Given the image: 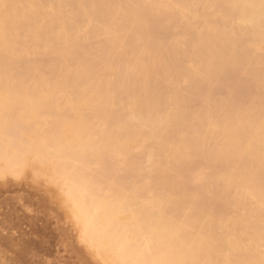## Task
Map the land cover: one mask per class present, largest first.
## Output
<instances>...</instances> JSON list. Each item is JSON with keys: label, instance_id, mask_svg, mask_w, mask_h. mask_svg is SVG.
Wrapping results in <instances>:
<instances>
[{"label": "bare ground", "instance_id": "bare-ground-1", "mask_svg": "<svg viewBox=\"0 0 264 264\" xmlns=\"http://www.w3.org/2000/svg\"><path fill=\"white\" fill-rule=\"evenodd\" d=\"M26 170L105 264H264V0H0Z\"/></svg>", "mask_w": 264, "mask_h": 264}, {"label": "rangeland", "instance_id": "rangeland-1", "mask_svg": "<svg viewBox=\"0 0 264 264\" xmlns=\"http://www.w3.org/2000/svg\"><path fill=\"white\" fill-rule=\"evenodd\" d=\"M21 174H8L0 182V264H105L86 250L57 187L29 170ZM242 243L252 246L248 240Z\"/></svg>", "mask_w": 264, "mask_h": 264}]
</instances>
